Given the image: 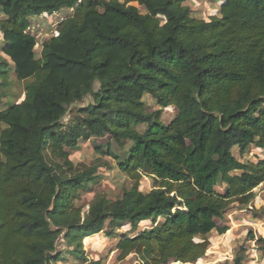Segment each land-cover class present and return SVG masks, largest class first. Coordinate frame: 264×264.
Instances as JSON below:
<instances>
[{
  "label": "trees",
  "instance_id": "1",
  "mask_svg": "<svg viewBox=\"0 0 264 264\" xmlns=\"http://www.w3.org/2000/svg\"><path fill=\"white\" fill-rule=\"evenodd\" d=\"M187 1L0 0V53L13 63L0 59V100L11 72L25 81L22 99L0 110V264H56L62 238L86 261L84 238L107 221L109 236L153 224L120 237L118 260L196 263L208 235L228 231L219 223L228 208L253 201L264 159L241 162L235 150L264 151V0H216L207 17L192 16ZM62 7L71 14L35 58L31 18ZM170 106L176 115L164 124ZM106 136L119 151L108 144L102 154L131 185L115 200L95 194L82 217L75 200L102 160L75 164L68 150ZM243 260L239 251L233 264Z\"/></svg>",
  "mask_w": 264,
  "mask_h": 264
},
{
  "label": "rangeland",
  "instance_id": "2",
  "mask_svg": "<svg viewBox=\"0 0 264 264\" xmlns=\"http://www.w3.org/2000/svg\"><path fill=\"white\" fill-rule=\"evenodd\" d=\"M124 1V0H123ZM216 0H188L187 4L191 8V15L194 17H207L216 14L218 5ZM134 4V3H131ZM135 5V4H134ZM141 11L142 8L139 7ZM71 8L62 7L52 14H42L34 16L30 20L31 33L38 36V42L33 48L35 58L40 54L41 42L48 39L55 30V26L62 18L70 15ZM6 58L9 62L11 59L0 53V59ZM12 61V60H11ZM11 63V62H10ZM13 66V63H11ZM25 81H18L14 72L10 73V84L6 89L5 96L0 100V110L5 109L10 104L19 102L24 93ZM97 88V85H94ZM143 101L152 110L158 109L153 98L148 95L143 97ZM91 102V97L87 96L82 102L72 105L65 117L63 123H67L73 116L75 108L86 106ZM176 115V109L172 106L165 108L161 113V121L168 124ZM140 131L144 126L137 127ZM109 142V143H108ZM117 152L119 151L116 144L106 136L104 138H95L91 140H81L79 145L73 149H69V158L75 164L91 165L96 159L100 158L102 166L97 168L96 179L88 184V186L79 192V197L75 200V205L81 208V215L87 213L89 203L97 193H104L107 198L115 200L120 197L124 189H128L131 185L130 180L121 173L113 160L102 154L106 152L108 145ZM128 145L125 144L124 148ZM236 156L241 162L264 159V151L251 147L248 151L240 156L235 150ZM108 165H106V163ZM140 189L144 192L150 190V180L142 178L140 181ZM220 190L219 188L217 189ZM255 198L246 207L233 203L224 218L219 223L226 224L229 229L224 235H217L212 231L208 238L211 245L206 255L196 263L189 264H233L234 257L240 251L244 253V261L242 264H256L258 260L264 262V245L250 240L249 232L256 237H264V182L255 189ZM162 220V219H159ZM151 221L142 222L138 225L136 231L131 230V226L125 225L114 231L112 236L107 233L110 230L109 221L104 225V229L83 240V249L86 261H82L73 257L70 248L65 245L63 238L57 243V250L61 252V259L56 264H92L94 261H101V264H141L135 254H130L123 260L117 259L116 245L122 235L134 236L145 228L152 226ZM241 249V250H240ZM253 262V263H252ZM168 264H181L180 262L170 261Z\"/></svg>",
  "mask_w": 264,
  "mask_h": 264
},
{
  "label": "crops",
  "instance_id": "3",
  "mask_svg": "<svg viewBox=\"0 0 264 264\" xmlns=\"http://www.w3.org/2000/svg\"><path fill=\"white\" fill-rule=\"evenodd\" d=\"M258 237L255 238V240L257 239ZM264 238V237H263ZM254 241V240H252ZM244 261V260H243ZM253 263V262H252ZM256 264H264L263 260H258Z\"/></svg>",
  "mask_w": 264,
  "mask_h": 264
}]
</instances>
